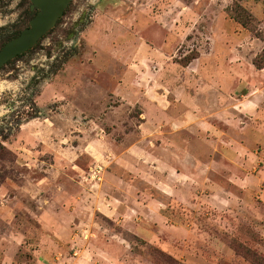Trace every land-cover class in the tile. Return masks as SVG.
Returning <instances> with one entry per match:
<instances>
[{
	"label": "rangeland",
	"instance_id": "1",
	"mask_svg": "<svg viewBox=\"0 0 264 264\" xmlns=\"http://www.w3.org/2000/svg\"><path fill=\"white\" fill-rule=\"evenodd\" d=\"M29 5L0 0V48L29 25ZM261 44L264 0H71L53 28L0 68V262L32 264L35 249L90 262L84 248L98 233L121 241V253L109 251L115 264L264 260V85H256L263 103L251 114L247 83L251 60L264 62ZM193 55L225 63V82L232 65L241 68L240 86L222 104L232 100L238 114L211 115L215 126L206 125V140L190 153L198 167L178 179L175 168L156 166L151 139L126 154L109 141L135 142L156 93L163 110L173 99L168 82H196V67L187 68ZM95 164L99 179L89 180ZM44 174L116 197L128 213L81 215L85 224L40 248L32 179Z\"/></svg>",
	"mask_w": 264,
	"mask_h": 264
},
{
	"label": "crops",
	"instance_id": "2",
	"mask_svg": "<svg viewBox=\"0 0 264 264\" xmlns=\"http://www.w3.org/2000/svg\"><path fill=\"white\" fill-rule=\"evenodd\" d=\"M260 47L261 49L264 48L262 44ZM206 59V57L200 55L187 65L188 69L196 67L197 72L195 73L198 76V79H195L196 82H176L179 83L178 86L175 82H168L169 86L172 83L174 84L173 87H169V90L174 93V97L168 101L167 109L163 110L160 106L162 93H156L157 102L153 100L154 109L151 115L143 114L142 121L137 126V139L135 142L125 145L122 142H112L111 139L109 141L110 147L116 150L121 147L123 154L133 153L135 149L140 148L143 142L151 139L150 142H154L153 145L158 152L157 156H153L155 161L158 160L156 166L165 164L167 167L175 168V177H188L189 169L187 168L191 166L198 167L199 165L198 162L192 161L191 150L196 144H202L206 140L207 130H204L207 128L206 125L215 126V117L211 115L217 114L220 116L228 111L230 114H238L233 108L232 100H229L226 106L222 104L224 94H230L229 91H232L234 86H240L241 82H239L237 75H239L241 68L232 65L231 69L234 74L228 73L232 78V82H225L227 80L225 74H223L226 67L225 63H220L219 66L214 67L206 64ZM211 70L217 71V73L208 75V79L206 75ZM189 73L191 74V72ZM247 77V83H251L252 114L257 112V107L263 103L262 95L255 92V89L256 91L259 90L256 87L257 84L259 86L264 85V67L256 68L251 60V82L249 76ZM208 86L213 88L209 96L205 95ZM117 91L119 93L124 92L123 89ZM229 96L231 97V95ZM237 100L239 101V99ZM222 117L221 119H223ZM149 123L152 124L151 127ZM150 133L152 137L156 138L155 141L148 136ZM219 149L223 150L224 147L219 146ZM19 151L16 152L20 154ZM161 154L164 156L160 158ZM176 168H180L179 171ZM135 169L136 171L139 170V168ZM32 181L35 187L39 189V192L33 196L34 210L32 213L36 216L42 230L39 242L40 248L44 243H58L55 235L60 230L66 228L71 230L78 225L85 224L80 219L81 215L90 216L95 212H99L109 217L114 213H128L126 203L118 202L119 204H117L118 199L116 197H106L104 194L92 193L85 189L79 190L80 186L74 179L72 181L62 175L50 177L44 174L38 178H33ZM137 196L143 198V194ZM93 234L95 235V233ZM89 241L90 243L84 248V254L86 255L89 251L93 254V259L90 262L84 260L83 257L66 258L64 253L46 254L43 249H35L33 258H31L32 264H115V258L109 251L112 252L114 247V249H119L120 253L122 252L121 241L115 242L111 236L98 233L95 238H90ZM107 246L109 247L106 248ZM56 250L58 251V249ZM66 261H69V263H66ZM0 264H15V262L4 260Z\"/></svg>",
	"mask_w": 264,
	"mask_h": 264
},
{
	"label": "water",
	"instance_id": "3",
	"mask_svg": "<svg viewBox=\"0 0 264 264\" xmlns=\"http://www.w3.org/2000/svg\"><path fill=\"white\" fill-rule=\"evenodd\" d=\"M71 0H30L37 12L29 25L8 40L0 49V67L15 56L32 48L63 16Z\"/></svg>",
	"mask_w": 264,
	"mask_h": 264
},
{
	"label": "trees",
	"instance_id": "4",
	"mask_svg": "<svg viewBox=\"0 0 264 264\" xmlns=\"http://www.w3.org/2000/svg\"><path fill=\"white\" fill-rule=\"evenodd\" d=\"M247 16V18H250V15L249 14H247L246 15ZM238 22H240L241 21V24H243V25H245V22L244 21H242V20H240V18L238 17V16H235L234 17ZM195 57H197V56H191V59H193V58H195ZM191 59H189V60H191ZM253 64L255 65V67L256 68H263L264 67V62L263 63H258L256 60H254L253 61ZM3 147V145L0 143V148H2ZM257 264H264V260L263 259H259V260H257V262H256Z\"/></svg>",
	"mask_w": 264,
	"mask_h": 264
},
{
	"label": "built area",
	"instance_id": "5",
	"mask_svg": "<svg viewBox=\"0 0 264 264\" xmlns=\"http://www.w3.org/2000/svg\"><path fill=\"white\" fill-rule=\"evenodd\" d=\"M101 165L99 164H95L94 166L90 167L89 168V174H88V177L87 179L89 180H93L94 178L99 179V174H100V170H101Z\"/></svg>",
	"mask_w": 264,
	"mask_h": 264
},
{
	"label": "flooded vegetation",
	"instance_id": "6",
	"mask_svg": "<svg viewBox=\"0 0 264 264\" xmlns=\"http://www.w3.org/2000/svg\"><path fill=\"white\" fill-rule=\"evenodd\" d=\"M34 10H36V11H34ZM29 11H30V12H34L33 16H34L35 13L37 12V9H36V8H34V9L31 8V2H30V5H29ZM33 16H32V17H33ZM32 17H30V19H31ZM26 27H27V26H26ZM14 37H15V36H14ZM12 38H13V37H12ZM10 39H11V38H10ZM10 39H9V40H10ZM7 41H8V40H7ZM7 41H6V42H7ZM6 42H5V43H6ZM5 43H4V44H5ZM4 44H3V45H4ZM1 48H2V47H1ZM1 48H0V49H1ZM30 49H31V48H30ZM28 50H29V49H28ZM25 52H26V51H25ZM23 53H24V52H23ZM21 54H22V53H21ZM21 54H19V55H21ZM17 56H18V55H17ZM17 56H15V57H17ZM15 57H14V58H15ZM12 59H13V58H12ZM10 60H11V59H10ZM10 60H9V61H10ZM7 62H8V61H7ZM7 62H6V63H7ZM6 63H4L3 65H5ZM3 65H2V66H3ZM2 66H1V67H2ZM1 67H0V68H1Z\"/></svg>",
	"mask_w": 264,
	"mask_h": 264
}]
</instances>
